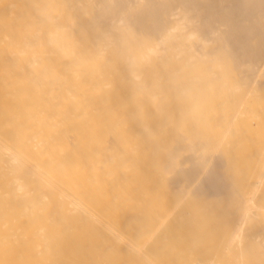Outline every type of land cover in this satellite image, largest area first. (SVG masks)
<instances>
[{
	"label": "bare ground",
	"instance_id": "6f19581e",
	"mask_svg": "<svg viewBox=\"0 0 264 264\" xmlns=\"http://www.w3.org/2000/svg\"><path fill=\"white\" fill-rule=\"evenodd\" d=\"M9 235L24 264H264V0H0V264Z\"/></svg>",
	"mask_w": 264,
	"mask_h": 264
},
{
	"label": "rangeland",
	"instance_id": "374dc122",
	"mask_svg": "<svg viewBox=\"0 0 264 264\" xmlns=\"http://www.w3.org/2000/svg\"><path fill=\"white\" fill-rule=\"evenodd\" d=\"M97 209H100V206L97 207ZM90 224V222H89ZM121 223H118L117 225H120ZM160 229L162 226L160 225ZM155 230H157L155 228ZM204 236H200V238H203ZM15 236L9 235L8 240L11 242L6 245L7 249L9 250V254L12 256L9 259V264H24L25 259H30L31 256L34 254L27 246L24 248L23 252H20L19 256H15L14 243ZM144 242H147L149 239L147 237H142ZM205 245H209L212 243V240L210 239H204L202 240ZM236 250L232 251H214L213 254H211V259H209L205 264H230L236 261ZM245 254V251L243 252ZM198 260V257L194 255V253L189 252L185 253L182 258L175 259L171 261L170 264H194Z\"/></svg>",
	"mask_w": 264,
	"mask_h": 264
}]
</instances>
